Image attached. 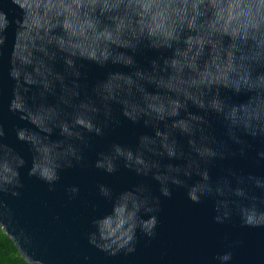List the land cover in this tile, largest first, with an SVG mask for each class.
<instances>
[{"label": "clouds", "instance_id": "1", "mask_svg": "<svg viewBox=\"0 0 264 264\" xmlns=\"http://www.w3.org/2000/svg\"><path fill=\"white\" fill-rule=\"evenodd\" d=\"M12 3L22 15L16 20L10 58L15 83L9 111L34 126L16 129L17 139L30 145L29 177L54 190L62 169L83 162L91 136L103 137L123 117L153 134L139 135L135 147L111 144L109 151L98 154L97 169L111 174L122 161L138 175L151 174L162 196L170 197L169 185H174L186 188L193 203L229 194L244 198L247 204L233 202L242 225L264 227V200L242 187L232 189L226 176L213 181L209 172L214 161L236 155V148L244 156L251 142L264 145V0ZM0 17H6L2 10ZM6 29H0V55ZM87 65L108 70L88 84L82 71ZM215 124L222 128L219 137ZM56 130L59 138L52 139ZM4 136L0 124V209L7 220V225L0 220V230L15 256L0 254V264H32L31 238L16 225L4 200L5 195H20L19 169L27 161L4 144ZM257 155L264 159V150ZM165 158L182 163H162ZM193 175L200 179L189 184ZM247 179L264 188L259 178ZM67 191L75 196L79 189ZM99 192L112 207L92 221L94 230L87 235L91 245L109 255L129 254L136 249L138 230L154 238L160 200L146 186L114 199L105 185ZM228 208V200H216L217 223L230 218ZM215 259L227 264L232 253Z\"/></svg>", "mask_w": 264, "mask_h": 264}, {"label": "water", "instance_id": "2", "mask_svg": "<svg viewBox=\"0 0 264 264\" xmlns=\"http://www.w3.org/2000/svg\"><path fill=\"white\" fill-rule=\"evenodd\" d=\"M0 10L6 17H0V29L7 25L6 43L0 55V124H3L4 144L22 156L26 165L19 169L23 187L18 189L20 195H5L4 200L12 211L14 222L23 228L31 238L28 254L32 264H220L215 257L225 252L232 253V260L227 264H264V227H246L241 223L235 209V202L247 204L244 198L228 195L225 197H207L201 203H193L187 195V189L169 185L171 196L160 194V185L151 174L138 175L135 171L118 162V170L107 173L97 169L95 161L99 153L107 152L113 143L135 147L141 134H153L150 128L142 124H132L120 117L121 123L105 130L103 137L92 135L90 147L84 150V160L71 168L62 169L60 179L49 190V185L36 177L28 176L31 167L30 145L19 141L16 137L18 127L34 129L26 119H20V113L9 111L13 99L14 81L11 79L10 58L14 51L16 20L22 15L21 10L12 0H0ZM154 55V53H149ZM141 59L142 58H139ZM60 69L61 66L57 65ZM108 69H100L95 65H87V81L90 84L103 77ZM125 70L126 69H122ZM35 91V90H33ZM54 102L53 98H49ZM192 111H197L193 108ZM215 132L219 137L222 128L215 124ZM56 130L52 139H58ZM187 150L186 138H180ZM252 146L241 156L238 148L236 155L214 161L209 166L213 181L226 176L232 189L244 188L250 195L264 200V188L255 187L248 176H255L264 183V159L257 153L264 150L259 141L251 142ZM162 163H182L168 161ZM234 173V174H233ZM244 183H240V178ZM200 179L193 175L189 184ZM105 185L116 195L125 190H134L139 185L146 186L151 195L160 200L159 211L155 214L158 224L154 238H148L137 231L138 242L134 252L123 251L109 255L91 245L87 235L93 231L92 221L111 212V201L101 196L99 186ZM77 187L79 192L73 196L67 189ZM228 200L231 216L223 223H217L214 217L216 200ZM221 213L223 214V211ZM0 209V220L7 225L6 218ZM144 219L148 216L141 213Z\"/></svg>", "mask_w": 264, "mask_h": 264}, {"label": "trees", "instance_id": "3", "mask_svg": "<svg viewBox=\"0 0 264 264\" xmlns=\"http://www.w3.org/2000/svg\"><path fill=\"white\" fill-rule=\"evenodd\" d=\"M0 254L8 258L15 256L13 249L7 243L6 234L3 230H0Z\"/></svg>", "mask_w": 264, "mask_h": 264}]
</instances>
